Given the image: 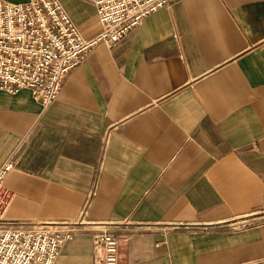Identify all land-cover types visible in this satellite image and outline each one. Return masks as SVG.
Wrapping results in <instances>:
<instances>
[{"label": "crops", "instance_id": "crops-1", "mask_svg": "<svg viewBox=\"0 0 264 264\" xmlns=\"http://www.w3.org/2000/svg\"><path fill=\"white\" fill-rule=\"evenodd\" d=\"M59 1L99 32L91 0ZM8 159L10 224L85 210L114 230L118 264H264V0H176L95 47L48 108L0 90ZM92 230L56 264H96Z\"/></svg>", "mask_w": 264, "mask_h": 264}, {"label": "built area", "instance_id": "built-area-1", "mask_svg": "<svg viewBox=\"0 0 264 264\" xmlns=\"http://www.w3.org/2000/svg\"><path fill=\"white\" fill-rule=\"evenodd\" d=\"M176 0H91L99 32L86 38L59 0H27L13 5L0 0V90L28 89L43 108L51 106L64 79L98 45L124 40L142 21ZM106 147L107 137L103 140ZM15 160L0 167V264H56L64 244L93 226L96 264H118L119 240L108 224H91L85 210L74 224L52 227L10 224L5 216L13 193L5 186Z\"/></svg>", "mask_w": 264, "mask_h": 264}]
</instances>
